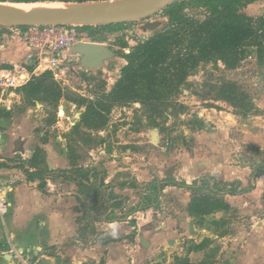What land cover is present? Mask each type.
Here are the masks:
<instances>
[{
    "label": "rangeland",
    "instance_id": "1",
    "mask_svg": "<svg viewBox=\"0 0 264 264\" xmlns=\"http://www.w3.org/2000/svg\"><path fill=\"white\" fill-rule=\"evenodd\" d=\"M90 4L100 6L102 3L70 5ZM243 13L249 17L264 14V0L248 5ZM146 24H154L155 27L147 28ZM166 26L167 18L159 14L146 20L112 25L110 29L97 33L94 38H89L87 31H83L88 42L104 45L111 51V57L102 66L86 70L80 64L81 56L67 52L61 79L57 82L52 80L65 98L93 101L107 93L118 80L130 50ZM23 48L15 28H6L0 35V70L12 75L27 72L28 81L36 75L26 61ZM229 82L241 87L253 105L250 113H239L226 98L222 88ZM162 108L163 112L156 115L138 103H125L111 110L108 125L102 131H79L74 129V125L78 123L77 115L81 114L83 108L79 109L75 104L61 100L53 110L44 103L29 100L20 91V87L0 89V117L10 116L14 110L21 114L27 113L28 116L37 115L41 123L39 127L46 130V134L52 132L51 126H57L51 135L60 133L65 149L70 148L74 152L78 165L95 167L109 175L116 168L124 169L115 175L116 185L140 184L143 182L142 174L160 180L167 176L184 178L190 184L193 171L199 174V170H209V173L228 183L243 180L246 187L249 167L256 163L264 164V74L257 69L253 49L247 51L242 70L236 72L224 70L220 62L201 64L165 101ZM54 113L57 117L53 121L51 114ZM153 138L156 139L155 144ZM256 188L258 190L250 201L234 199L231 205L233 210L227 215L213 214L201 219L188 213V216L183 215L185 210L181 202L188 199L186 193H178L179 206L171 205L172 202H168L167 198H162L159 206L161 217L176 212L178 220L189 218L201 233L199 237L197 234L193 237L183 236L179 245L155 249L136 259L134 264H176L175 258H184L191 243L203 240H206L205 249L192 254L189 260L192 263L205 261L209 264H223L226 257L235 253L232 248L242 246L244 231L251 227L264 228V205H261L264 184ZM233 244L234 247H229ZM72 245L69 242L50 251L55 255L57 264L82 262L83 257L74 252ZM91 254L94 256V251ZM0 262L5 264L1 256ZM80 264H99V258L97 261L88 258Z\"/></svg>",
    "mask_w": 264,
    "mask_h": 264
},
{
    "label": "trees",
    "instance_id": "2",
    "mask_svg": "<svg viewBox=\"0 0 264 264\" xmlns=\"http://www.w3.org/2000/svg\"><path fill=\"white\" fill-rule=\"evenodd\" d=\"M119 0H0V3H63L87 4ZM263 0H182L160 9L155 15L167 18V26L155 31L147 40L139 43L126 55V64L121 68L118 80L111 89L95 100L65 98L62 90L52 80L48 72L32 76L22 87L29 100L44 103L53 110L61 100H66L83 108L75 130L88 132L102 131L109 122L111 110L125 103H138L151 114H161L165 101L174 94L204 63L220 62L226 71L242 70L247 51H255L257 69L264 74V14L249 17L243 13L248 5ZM109 26L81 27L89 38ZM7 27L0 25V35ZM226 98L238 109L248 114L253 105L247 100L241 87L234 82L225 83L222 90ZM52 119L57 114H51ZM9 116V115H8ZM1 116V117H8ZM43 143L46 139L42 140ZM69 169L50 170L46 163L45 151L36 147L30 159L23 160L19 155L0 162L1 168L19 169L27 182L38 181L37 188L44 192L46 181L61 180L77 184V203L73 212L76 215V238L81 248L100 244L103 248L111 243L126 241L135 243L137 222L135 215L148 210L159 211L164 190L169 187L189 192L186 210L189 215L205 218L221 211H229L228 196H239L255 189L256 184H264V164H253L249 183L243 187L239 183L219 180L216 175L207 173L188 184L184 179L167 176L162 180L153 177L151 182L114 184L106 183L104 170L84 167L75 162V154L67 148ZM138 191V203L128 204V197L116 194L114 188ZM264 205V193L261 200ZM100 223H126L131 232L120 238L97 229ZM206 240L191 243L184 258H175L176 264H209L205 261L192 263L191 253L205 249ZM106 251L99 260L105 264Z\"/></svg>",
    "mask_w": 264,
    "mask_h": 264
},
{
    "label": "crops",
    "instance_id": "3",
    "mask_svg": "<svg viewBox=\"0 0 264 264\" xmlns=\"http://www.w3.org/2000/svg\"><path fill=\"white\" fill-rule=\"evenodd\" d=\"M23 47V51L26 53V48L24 45ZM12 62L14 61L12 60ZM21 75L27 80V72ZM37 75L41 74L37 73ZM217 121L220 122L219 119ZM40 124L37 115L28 116L27 113L21 114L15 110L8 117H0V162L12 159L16 155H19L23 160H28L31 158L34 149L40 147L45 151L46 163L50 170L69 169V159L64 139L58 132L51 135L54 129H57V126H51L52 132L49 131L46 134V130L39 127ZM43 139H46L44 143ZM121 170L122 168H116L113 174L106 173L105 182L111 183L115 179V175ZM207 173H209V170H199V174H195L193 171V174H191L192 181ZM142 178V183L153 180V177L147 175L144 177V174H142ZM247 181L249 183V179ZM240 183L245 187L243 180H239ZM260 184L263 183L258 182L256 187ZM37 185L38 181L27 182L24 174L19 169H0V187L6 188L5 199L8 203L6 213L0 216V256L5 264H11V262H8L6 254L10 246L31 249L36 254L39 264H57L55 255L51 254L50 251L59 249L60 246L69 242L74 244L72 245L74 252L83 257L82 262H77V264L84 263L88 258L94 261H97V258L100 260V255L102 257L104 251H106L105 264H134L136 259L144 257L155 249H167L179 245V240L183 236L193 237V235L197 234L198 236L201 233L198 227H195L189 221V218L183 221L178 220L175 216L178 215L176 212H174V215L161 217L160 210H148L134 216L137 222V236L133 245H129L126 241H120L111 243L105 248L100 244H95L83 249L75 241L77 226L73 209L78 205L76 200L78 196L77 184L62 182L60 179L56 181L47 180L44 192H41ZM256 187L251 192L226 197L227 202L230 204L229 211H221L215 215L230 213L233 210L231 205L234 199L250 201L252 195L258 190ZM114 192L127 196L130 206H135L138 203L137 190L128 187L124 189L115 187ZM180 192L188 195V199L181 202L183 210L186 211L183 212V215L188 216L186 206L189 201V192L169 187L163 193L168 202H172L171 205H177L180 204L178 195ZM130 196H133V198H130ZM96 227L113 238H120L131 232L126 223H100ZM243 233L245 240H243L242 246L234 249L232 247L235 244L230 245L229 247L235 253L226 257V260L224 259L222 263L264 264V228L251 227ZM92 251H94V256L91 254ZM192 254L195 253H191L189 257ZM0 264L2 263L0 262Z\"/></svg>",
    "mask_w": 264,
    "mask_h": 264
},
{
    "label": "water",
    "instance_id": "4",
    "mask_svg": "<svg viewBox=\"0 0 264 264\" xmlns=\"http://www.w3.org/2000/svg\"><path fill=\"white\" fill-rule=\"evenodd\" d=\"M182 0H119L104 2L100 7L87 10H55L45 13L24 14L0 3V25L7 28H24L46 25L109 26L120 23L146 20L160 9ZM154 28V24H146ZM71 54L81 56L80 64L86 70H93L103 65L111 57V51L98 43L75 45ZM62 111L59 112L61 115ZM80 114L77 115L79 119ZM153 144L156 139H152ZM8 262L10 258L8 257Z\"/></svg>",
    "mask_w": 264,
    "mask_h": 264
},
{
    "label": "built area",
    "instance_id": "5",
    "mask_svg": "<svg viewBox=\"0 0 264 264\" xmlns=\"http://www.w3.org/2000/svg\"><path fill=\"white\" fill-rule=\"evenodd\" d=\"M16 36L26 48V61L34 68V75L48 72L57 82L61 79L67 52L77 44L88 43L81 27L74 25H46L15 28ZM27 82L21 75L0 70V89L21 87ZM7 190L0 187V216L6 213ZM11 264H39L31 249L10 246L6 252Z\"/></svg>",
    "mask_w": 264,
    "mask_h": 264
},
{
    "label": "bare ground",
    "instance_id": "6",
    "mask_svg": "<svg viewBox=\"0 0 264 264\" xmlns=\"http://www.w3.org/2000/svg\"><path fill=\"white\" fill-rule=\"evenodd\" d=\"M5 6L12 8L13 10L24 13H45L55 10H87L99 5H70V4H58V3H30V4H5Z\"/></svg>",
    "mask_w": 264,
    "mask_h": 264
}]
</instances>
